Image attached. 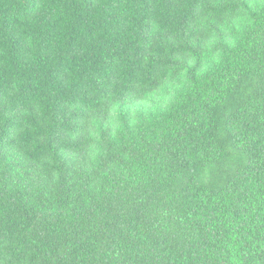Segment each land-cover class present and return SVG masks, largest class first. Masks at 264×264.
Listing matches in <instances>:
<instances>
[{
    "label": "trees",
    "instance_id": "trees-1",
    "mask_svg": "<svg viewBox=\"0 0 264 264\" xmlns=\"http://www.w3.org/2000/svg\"><path fill=\"white\" fill-rule=\"evenodd\" d=\"M0 264H264V0H0Z\"/></svg>",
    "mask_w": 264,
    "mask_h": 264
}]
</instances>
